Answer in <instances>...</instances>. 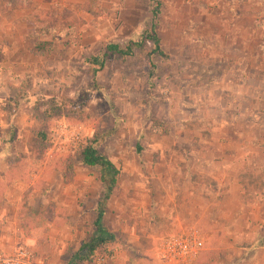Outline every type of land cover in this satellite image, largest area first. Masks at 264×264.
<instances>
[{"label":"rangeland","instance_id":"obj_1","mask_svg":"<svg viewBox=\"0 0 264 264\" xmlns=\"http://www.w3.org/2000/svg\"><path fill=\"white\" fill-rule=\"evenodd\" d=\"M215 7L214 0H44L40 7L32 0L28 8L13 9L0 0V34L15 31L26 37L23 44L9 45L18 54L7 53L8 64L0 66L1 114L6 116L0 133L14 128L8 143L12 155H5L9 166L0 174L7 182L0 183V211L11 217H0V237L6 223L4 230L18 239L10 250L8 242H0L1 255L24 247L35 262L55 264L48 245L57 235H50V224L70 223L74 244L67 245L59 264H115L119 256L135 264H161L160 238L192 225L202 232L203 249L225 244L226 224L213 226L212 219H202L201 201L186 196L190 187L197 192L202 181L210 192L215 189L214 167L197 170L198 158L189 159L187 152L204 151L203 157L212 159L220 132L238 131L237 146L262 141L264 46L257 31L247 43L232 42L236 32L229 15ZM11 20L23 24L10 30L5 23ZM46 23L53 27L42 32ZM152 23L164 55L153 53L148 41L133 56H115L99 71L87 63L109 42L140 39ZM37 47L44 53H31ZM149 59L155 66L151 77ZM52 98L61 103L62 115L49 122L50 145L42 155L33 138ZM153 118L169 123L170 130L155 129ZM95 134L104 137L98 151L121 172L103 217L116 240L88 256L81 248L95 235V207L103 187L99 169L81 165L78 152L81 142ZM66 158L75 163L68 184L59 173V162ZM170 163L172 203L169 188L161 185ZM242 164L240 170L245 166L248 173ZM156 176L158 189L153 187ZM165 213L172 218L165 219ZM19 229L25 237L35 236V244L27 243Z\"/></svg>","mask_w":264,"mask_h":264},{"label":"crops","instance_id":"obj_2","mask_svg":"<svg viewBox=\"0 0 264 264\" xmlns=\"http://www.w3.org/2000/svg\"><path fill=\"white\" fill-rule=\"evenodd\" d=\"M34 2L37 7H40L44 0H34ZM214 2L216 4L215 10L217 9L221 11V13L223 12V14L227 12V15H229L232 31L236 32V37L234 36L236 39H231L232 42L241 44L247 43L257 31L261 33L260 44L264 46V0H214ZM219 19H223L222 14ZM224 21L225 20L220 21L221 26H225L226 21ZM0 22L3 23V21ZM20 22L19 20H11L5 24L11 30L23 24ZM12 33V35L6 34L4 36L0 34V66L2 67L8 64L5 58L7 53L13 55L18 54L17 48L16 50L10 49L9 45L15 44V42L18 43L19 40H21L23 44V40L25 41L26 38L17 36L14 34L15 31H12ZM20 49H23V52L29 55L30 52L27 47L22 45ZM243 53L245 56L248 55L246 51ZM262 53L263 52H260L259 55ZM18 66L23 65L18 64ZM3 102L4 105L8 104L6 100ZM1 104L2 101H0V121L4 120L6 117L4 113L1 114ZM239 135L241 134L238 131L229 132L228 136L225 132H220L216 137L219 146L215 147L213 158L210 160L203 157V154L206 156L204 151L199 152L193 148L188 149L187 153L190 156L189 159H191V155L198 158L195 159V161H197L195 163L197 170L205 169L207 165H212L214 167V175L211 180L213 181L215 189L210 192L209 189L206 188L205 181H202L198 184L197 192L190 187V189H187L186 196H188V200L193 196H197L201 201L203 208H200L201 212L199 216L202 219H212L213 223H215L213 226L220 223L226 224V227H228L229 237H225V244H221L217 247L226 249L228 254L227 258L220 261L219 264H264V133L261 137L262 141H256V145H253V147L246 146L245 144L237 146ZM2 137L3 133H0V144H2ZM2 146L3 147L0 148V167H2L0 168V174L3 173V169H7L9 166L5 162V155H8V151L4 144ZM9 152L11 154L10 150ZM242 162L244 165H248V173H245V166H243L244 171L240 170L243 165ZM165 168V177L161 185L165 186V188H169L170 193H168L167 190L166 193L169 194V203H172V176L174 165L173 163L169 165L166 164ZM5 173L4 171V174ZM4 177L5 176L0 175V183L2 186L7 183ZM157 181L156 176L153 179L154 188L159 187L158 183H156ZM7 195L8 196L5 197L10 199L9 192ZM3 211H0V217H2L4 221H6L7 218L10 219L11 215H6V212ZM170 217L165 213V219ZM13 218L19 220L16 212L13 213ZM50 225L54 227V229H51L50 235H57V239L54 242L51 240L48 245L53 252L51 260L54 261L57 259L55 260V264H59L61 255L66 251L67 245L74 244L71 228H69V230L67 229V227H70L72 224L70 223L67 227ZM2 226L4 232L1 234L0 242H8L9 245L6 248L10 250L15 247L18 239H16L15 235L10 234L9 230H4L7 228L6 223L2 224ZM20 230L21 229H19L21 236L25 237V231L23 232ZM208 233H211V228L208 230ZM25 238L27 243H32V245L35 244V236ZM67 239H69V241H67ZM203 245L204 244H202V249ZM214 249H216V247ZM120 257L121 256L115 260V264H135L127 256L124 258ZM47 262L50 263L49 261ZM161 264L167 263L162 260Z\"/></svg>","mask_w":264,"mask_h":264},{"label":"trees","instance_id":"obj_3","mask_svg":"<svg viewBox=\"0 0 264 264\" xmlns=\"http://www.w3.org/2000/svg\"><path fill=\"white\" fill-rule=\"evenodd\" d=\"M152 1V0H151ZM32 0H6L7 6L15 9L16 8H28L31 6ZM153 16L156 17L157 12L152 11ZM42 32L50 31L53 27L52 24L46 23L42 26ZM151 41L153 43V53H158L164 55L163 50L160 46V38L155 31V24L152 23L149 28L145 29L138 40H129L125 44L118 42H109L104 49L97 55H91L87 58V63L91 65L94 71H99L105 64L113 57H131L135 54L136 49H144L146 43ZM50 45V44H48ZM38 48V47H37ZM31 53L36 55H41L44 52L33 48ZM149 67L151 77L154 69V64L151 59H149ZM94 91H96L97 84L93 85ZM91 93H86L83 101H87ZM68 101V100H67ZM62 106L55 98H52L50 106L45 110L44 117L42 119V124L39 130L36 131L33 141L36 142L37 151L39 154L44 155L50 145V132H49V122L53 118H58L62 114ZM152 125L155 129H160L163 132H168L170 130V125L166 121L159 118H153ZM8 134V138L6 135ZM14 128L13 126L8 132L3 133L4 146L8 151V155H12L9 152L8 143L13 140ZM104 140L103 135L98 134L93 135L90 138H85L79 145V158L80 164L88 167H97L99 169L100 181L102 182L103 191L98 199L95 207L96 216L94 218L93 224L95 227L94 237L87 243L82 245L81 250H85L86 255H92L96 250L101 247L106 248V246L116 240L114 233L107 230L103 223V217L106 211V204L113 192V189L117 183L118 176L120 175V168H118L106 155L98 151L99 144ZM140 149V147H137ZM75 163L71 158H66L59 162V173L62 181L68 184L72 181L74 177ZM228 251L224 248L216 249H202L195 261V264H219L220 261L227 258Z\"/></svg>","mask_w":264,"mask_h":264},{"label":"built area","instance_id":"obj_4","mask_svg":"<svg viewBox=\"0 0 264 264\" xmlns=\"http://www.w3.org/2000/svg\"><path fill=\"white\" fill-rule=\"evenodd\" d=\"M202 232L196 226H189L160 238L158 255L167 264H195L202 250ZM104 256L99 260L104 261ZM0 264H40L33 260L32 253L19 247L13 255L0 254Z\"/></svg>","mask_w":264,"mask_h":264}]
</instances>
